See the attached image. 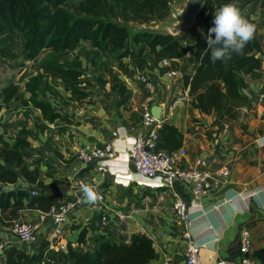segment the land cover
<instances>
[{"label": "crops", "instance_id": "0c3cea01", "mask_svg": "<svg viewBox=\"0 0 264 264\" xmlns=\"http://www.w3.org/2000/svg\"><path fill=\"white\" fill-rule=\"evenodd\" d=\"M233 3L240 9L244 8L258 22L259 39L264 44V0H235ZM203 34L204 28L198 25L188 33L176 36L180 53L183 55L186 46H193L197 36ZM260 59L258 78L238 75V79L242 80L239 92L252 100L251 110H243L239 122H230L228 129L221 132H217L214 114L205 115L192 107L195 95L190 96L183 89L181 77H163L153 64V59H147L151 69L146 70V73L157 85L153 100L154 104L161 107V124L169 123L182 133L181 148L186 150L188 163L202 158L212 169L224 164L231 167L226 182L215 195L204 198L201 208L194 207L189 192L183 186L176 185L170 189L162 187L159 178L149 180L132 170L130 149L135 136L140 132L139 123L133 117L144 100V93L141 94L137 85V90L132 89L136 95L129 94L123 106L125 109L119 111L118 118H112L111 114L102 109L101 114L100 109L94 108L93 111H86L75 124L58 126L56 137L41 135L44 140L41 139L37 144L29 137V151L33 159L42 162L40 180L45 185L44 192L70 197L78 193V183L83 182L99 187L103 196L96 206L85 204L82 210L76 212L77 220L61 226L59 245L67 246L70 243L74 249L92 251L99 235L128 241L132 234L143 233L152 240L157 254L151 264H163L166 255L171 256L175 264H185L183 227L177 223L172 211V202L175 195H178L189 205L188 232L192 242L200 247L202 264H239V231L242 228L249 231L250 254L255 258V253L264 249V209L257 207L253 196L258 188H264V144L259 143L264 139V99L260 98L264 95V52ZM177 65L181 75L192 74L195 65L192 54L179 58ZM179 95L185 97L184 102L170 108L171 100ZM57 111L60 113V110ZM258 111H262V118L255 114ZM240 124L246 126L244 132ZM113 132L116 137L111 136ZM103 142H111L116 152L114 159L102 163L106 170L104 177L92 167L79 166L75 160V152L79 148L100 146ZM46 164L49 166V174L56 179L65 178L68 182L53 185L52 179L46 176ZM18 182L19 187L36 191L35 187L26 182ZM93 208L102 210L101 228L98 233L91 230L93 234H89L88 231L85 243L79 245L75 240L77 237L74 236L72 240L71 235L78 226H91ZM39 212L22 210L17 219L37 223ZM122 215L126 218L119 219ZM51 232L52 229H45L42 225L35 244H21L10 242L8 226L0 225V242H6L7 247L16 246L32 255L41 243L47 245L46 239L50 238ZM29 245H35L33 251L26 247ZM256 258L264 261V255L263 259ZM0 264H4L3 257L0 258Z\"/></svg>", "mask_w": 264, "mask_h": 264}, {"label": "trees", "instance_id": "16d2710c", "mask_svg": "<svg viewBox=\"0 0 264 264\" xmlns=\"http://www.w3.org/2000/svg\"><path fill=\"white\" fill-rule=\"evenodd\" d=\"M233 1H205L198 19L204 34L197 36L193 46L185 48L195 61L193 73L181 76L183 89L190 96L195 95L192 107L205 115L214 114L217 132L223 131L230 122H239L243 110H251L252 100L239 92L242 80L238 79V75L258 78L260 56L264 52V44L259 39L258 22L241 8L245 18L256 25L253 40L246 45L242 55L233 54L227 63L211 62V49H207L205 36L213 26L215 11ZM168 13V0H0V58H6L18 42L23 46L25 59L28 60L40 52H49L43 72L39 76H31L24 84V91L30 95L28 102L39 111L41 119L54 123L62 118L61 114L50 102L37 99L42 79L48 77L50 81L63 82V89L73 101L81 102L89 97L85 86L78 88L83 83L80 81L79 68H69L59 63L62 54L76 53L82 43L88 44L97 56L111 51L117 59L128 60L125 64L121 61L118 63L124 76L128 75L129 67L134 72L151 69L146 55L153 59L161 75L177 70V60L183 55L175 37L146 29L132 33L128 27L129 23L145 25L162 21ZM164 59L170 61L168 67H160ZM106 74L108 80L97 78L98 87L104 91L109 85L105 95L119 98V104H125L129 96L125 82L112 71ZM85 85L91 87L90 83ZM15 98H18V89L6 87L2 91L0 109ZM240 127L244 132L246 126L240 124ZM5 135L0 134V225L3 227L16 220L19 211H48L56 198V195L44 192L45 185L40 180L41 160L28 162L33 157L29 151L28 132L21 131L15 137L7 136L13 140L12 144L5 139ZM182 141L183 135L175 126L166 122L161 124L157 139L159 150L168 153L177 151L182 147ZM46 176L52 179L53 185L68 182L65 178H54L49 172ZM19 180L35 187L37 194L31 196V189L16 187ZM7 184L16 189L3 193L2 187ZM87 233L86 229L80 231L77 244L85 243ZM95 240L92 251L74 249L69 243L67 252L53 253L50 258L52 262L48 264H151L157 257L152 240L143 233L132 234L128 241H117L107 235H99ZM46 247L43 242L36 253L29 255L16 246H9L3 250L1 257L4 264H41ZM263 255L264 249H261L255 253V258L263 259Z\"/></svg>", "mask_w": 264, "mask_h": 264}, {"label": "built area", "instance_id": "2783aa9c", "mask_svg": "<svg viewBox=\"0 0 264 264\" xmlns=\"http://www.w3.org/2000/svg\"><path fill=\"white\" fill-rule=\"evenodd\" d=\"M190 54V51H184L183 56L188 57ZM169 65L170 61L167 59L160 62L161 67H168ZM181 76L178 69L163 74L165 78ZM137 83L144 93V100L141 104L140 132L135 136L130 149L132 170L134 173L149 180L159 178L160 186L162 187L170 189L176 185L183 186L189 192L194 207L201 208L204 198L215 195L226 182L231 172L230 165L224 164L212 169L208 162L202 158H196L192 163H188L184 148L171 153L159 150L157 148V139L161 121L153 118L150 113V108L154 104L153 96L157 85L154 80L144 74L138 77ZM260 98L264 99V95H261ZM184 100L185 97L182 95L174 97L171 100L170 108L181 105ZM255 114L262 118V111H258ZM227 129L228 124L224 126V130ZM111 136L116 137V133L113 132ZM115 157L116 152L111 142H103L100 146L81 147L75 152V160L81 167H92L102 177L106 173L102 163ZM82 184L84 183H78V193L73 196L56 195L54 204L50 209L46 212H39L37 223L18 219L12 220L8 226V240L21 244H35L38 241V234L43 225L45 229H52V232L50 233V238L46 239L47 247L43 252L41 264L51 263L50 258L53 253H66L67 246L59 245L61 242L59 237L61 235V226L68 222L69 214L85 204L94 207L103 198L99 192L100 190H98L99 187L92 185L99 193L100 199L96 203L85 202L81 192ZM30 194L31 196L36 195L37 191L31 190ZM188 207L189 205L186 202L182 201L178 195H175V200L172 202V211L177 223L183 227L182 238L186 244L183 255L184 263L202 264L200 247L192 242L188 232L190 226ZM124 218L126 216H119V219ZM5 248H7L6 242H0V251L3 252ZM250 249L249 231L246 228H242L239 231V264H264L259 259L252 257ZM163 264L175 263L171 256L166 255L163 259Z\"/></svg>", "mask_w": 264, "mask_h": 264}, {"label": "rangeland", "instance_id": "374dc122", "mask_svg": "<svg viewBox=\"0 0 264 264\" xmlns=\"http://www.w3.org/2000/svg\"><path fill=\"white\" fill-rule=\"evenodd\" d=\"M185 2L186 0H168L169 13L162 21H155L145 25L129 23L128 27L132 33L144 29L153 32L167 33L169 29L177 23L173 12L175 10H181ZM120 23L122 24V22ZM198 25L199 23L196 22L193 28H196ZM48 53V51H43L31 60L25 59L23 46L18 42L10 49V53L6 58H0V100L2 91L6 87L14 86L18 89V98L13 99L7 105H2L0 109V134H6L5 139L10 144L13 143V140L9 139L7 136H18L21 131L28 132L29 137H31L35 144L41 142V135L44 137H56L58 126L73 125L76 123L77 119L84 116L86 111H93L94 108L100 109L101 114H103L102 110H104L109 115L111 114L112 118H118L120 114L119 111L124 108V104H119V98H115L114 96L107 97L105 92L109 91V85L105 87L104 91L101 90L97 85V78L100 77L108 80L106 72L112 71L118 78L125 82L128 94L135 96L136 92L132 91V89L137 90L135 85L138 86L141 94L143 93L142 89L137 84L138 77L142 74L149 77L144 69L134 72L131 67H129L128 75L124 76L119 70L118 63L121 61L125 64L128 60L117 59L116 54H113L111 51L101 53L97 56L95 52L90 49L88 44L82 43L78 47L76 53L66 52L62 54L59 63H63L65 67L79 68L81 73L80 81L83 83L78 85V88L81 89L85 86V91L89 94V97L81 102L73 101L69 99V93L63 89V82L59 80L50 81L48 77L43 78L42 87L37 94V99L50 102L56 110H60L62 117L54 123H47L41 119V115L37 109L28 102L30 95L24 91V84L31 76L41 75L43 66L49 59ZM145 58L147 60L149 56L146 55ZM86 83H90L91 87L85 85ZM87 115L88 114H86V116ZM133 120H136L140 125L141 107L133 117ZM52 138H50L49 141H51ZM33 157L28 160L29 163L34 161ZM77 164L81 166L79 163ZM46 168V172H49V166ZM19 185L20 183L17 182L15 186L19 187ZM82 209V207H79L69 214L68 224L77 220L78 216L76 212ZM83 229H86L87 232L89 231V234L98 233V231H94L91 226H78L71 235L72 240L74 236L78 237L80 231ZM91 229L94 231L93 233H91ZM75 240L77 242L76 238ZM34 246L35 245H29L26 247L29 248V251H33Z\"/></svg>", "mask_w": 264, "mask_h": 264}, {"label": "clouds", "instance_id": "9594fccd", "mask_svg": "<svg viewBox=\"0 0 264 264\" xmlns=\"http://www.w3.org/2000/svg\"><path fill=\"white\" fill-rule=\"evenodd\" d=\"M213 26L205 36L207 49H211V62L227 63L233 54L242 55L246 45L251 42L256 32V25L242 14L234 3L219 7L214 13ZM264 144V139L259 141ZM81 192L87 203H96L99 193L90 185L82 184ZM257 207L264 209V188H258L253 193Z\"/></svg>", "mask_w": 264, "mask_h": 264}, {"label": "water", "instance_id": "95a60500", "mask_svg": "<svg viewBox=\"0 0 264 264\" xmlns=\"http://www.w3.org/2000/svg\"><path fill=\"white\" fill-rule=\"evenodd\" d=\"M206 0H186L183 8L181 10H175L173 15L175 16L177 23L172 26L167 34L176 37L180 34H186L198 22L199 13L202 10L204 3ZM150 113L153 118L158 121H161V107L158 104H153L150 108ZM13 190L12 185L7 184L2 187L3 193H9ZM103 219V213L100 208H93L92 209V216H91V227L94 231H99L101 228ZM2 256V252L0 251V257Z\"/></svg>", "mask_w": 264, "mask_h": 264}, {"label": "bare ground", "instance_id": "6f19581e", "mask_svg": "<svg viewBox=\"0 0 264 264\" xmlns=\"http://www.w3.org/2000/svg\"><path fill=\"white\" fill-rule=\"evenodd\" d=\"M162 112V111H161Z\"/></svg>", "mask_w": 264, "mask_h": 264}]
</instances>
